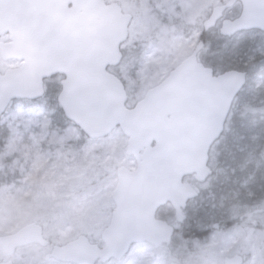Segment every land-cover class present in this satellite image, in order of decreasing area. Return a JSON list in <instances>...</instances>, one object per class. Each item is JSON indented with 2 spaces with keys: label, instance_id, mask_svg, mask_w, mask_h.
Segmentation results:
<instances>
[{
  "label": "water",
  "instance_id": "water-1",
  "mask_svg": "<svg viewBox=\"0 0 264 264\" xmlns=\"http://www.w3.org/2000/svg\"><path fill=\"white\" fill-rule=\"evenodd\" d=\"M237 3L242 8L240 16L224 20L220 36L264 34V0H230L214 8L204 32L215 29ZM132 20L118 4L104 0H0V36L10 33L13 47L29 49L20 57L25 60L21 70L0 75V120L13 101L41 99L43 81L61 74L66 79L58 103L66 120L90 140L106 138L120 128L128 139L126 154L137 163L135 172L118 170L112 196L116 208L101 234L104 248L80 236L65 246H54L47 261L107 264L121 262L134 245L155 249L170 245L175 229L158 220L157 214L170 206L177 223H184V211L198 198L195 188L184 180L195 176L204 183L211 177V150L246 86V73L215 75L201 64L199 55L205 47L201 42L162 84L128 109L124 85L108 70L123 60L121 47L129 38ZM2 52L7 60L6 47L2 46ZM30 246H49L37 224L0 237L7 259ZM244 262L239 255L224 260V264Z\"/></svg>",
  "mask_w": 264,
  "mask_h": 264
},
{
  "label": "rangeland",
  "instance_id": "rangeland-1",
  "mask_svg": "<svg viewBox=\"0 0 264 264\" xmlns=\"http://www.w3.org/2000/svg\"><path fill=\"white\" fill-rule=\"evenodd\" d=\"M105 1L119 4L133 17L129 41L122 47L123 62L111 70L124 84L127 107L133 109L192 55L211 11L230 0ZM240 13L238 5L225 19H234ZM207 38L219 43L218 29ZM209 50L206 45L200 63L217 75L225 73V60ZM47 91L39 102L14 103L0 122V237L37 224L51 245L48 250H18L10 260L13 264H61L46 261V256L54 246H65L80 236L104 248L100 235L109 227L115 210L112 196L118 185V170L137 169L135 159L126 154L128 140L119 129L104 139H88L73 124L55 119L58 109L50 103L57 95ZM216 150L209 163L214 177L207 183H198L195 178L185 180L200 196L184 212L194 224L206 216L204 212L212 222L226 217L235 221L238 217L231 210L236 207L239 192L228 175L216 172L221 160ZM157 219L176 231L180 228L169 208L160 211ZM247 229L216 225L202 240L174 237L170 245L160 249L135 245L123 261L108 264H224L225 259L237 255L245 259L244 264H264V236ZM6 261L0 250V264Z\"/></svg>",
  "mask_w": 264,
  "mask_h": 264
},
{
  "label": "trees",
  "instance_id": "trees-1",
  "mask_svg": "<svg viewBox=\"0 0 264 264\" xmlns=\"http://www.w3.org/2000/svg\"><path fill=\"white\" fill-rule=\"evenodd\" d=\"M239 38H242L240 44ZM201 41L209 45L214 57L225 60L222 65L224 72L236 70L247 73V84L233 106L224 134L212 150L213 153L218 148L221 153L216 172L228 175V181L239 192L240 198L231 210L238 217L235 221H227L226 217L212 222L209 213L204 212L206 216L198 224L186 219L175 237L184 241L202 240L209 231L215 230L216 225L250 228L247 230L264 236V34L244 32L232 39L219 37L220 42L214 43L202 33ZM53 104L58 109L55 119L65 120L56 98L50 103ZM214 196L217 197V193Z\"/></svg>",
  "mask_w": 264,
  "mask_h": 264
},
{
  "label": "flooded vegetation",
  "instance_id": "flooded-vegetation-1",
  "mask_svg": "<svg viewBox=\"0 0 264 264\" xmlns=\"http://www.w3.org/2000/svg\"><path fill=\"white\" fill-rule=\"evenodd\" d=\"M70 9H72V6H70ZM14 44L15 42L10 33H5L0 36V75H5L7 72L19 71L25 65V60L20 59V57H23L29 53L28 46H22L17 44L16 47H13ZM2 46L6 47V50H8V52H6L5 54L9 57L7 60H5L3 56ZM64 81L65 76L61 74H56L44 80V92L47 93V90H49L50 93L58 96L63 90L62 83Z\"/></svg>",
  "mask_w": 264,
  "mask_h": 264
}]
</instances>
